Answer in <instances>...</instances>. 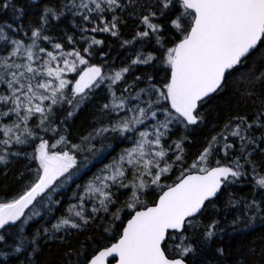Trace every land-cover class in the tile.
<instances>
[{
    "label": "snow or ice",
    "instance_id": "obj_1",
    "mask_svg": "<svg viewBox=\"0 0 264 264\" xmlns=\"http://www.w3.org/2000/svg\"><path fill=\"white\" fill-rule=\"evenodd\" d=\"M9 9L20 21L24 9L0 0V11ZM66 11L79 32V39L65 33L73 46L67 51L45 31L49 18L59 19ZM122 14L136 21L137 30L121 40V47H141L122 67L92 62L104 41L89 33L119 39L126 23ZM21 32L24 36L16 38ZM153 41L156 47L145 52V43ZM250 58L253 67L241 74L240 83L253 111L230 116L188 163L187 135L167 143L173 130L187 132L203 124L200 108L224 91L229 76ZM159 64L165 73L160 81L146 72L125 83L137 66L154 72ZM258 64H264V0H64L59 7L45 6L38 24H0V164L23 155L30 176L25 180L22 172L19 191L0 196V264H11L10 257L16 264H53L41 260L42 239L65 245L58 264H110L109 257L116 264H190L187 258L197 249L185 233L201 223L207 204L249 172L254 190H264V93L255 91L264 84V71H257ZM101 88L106 102L99 106L98 126L71 142L61 125ZM117 139L127 146L76 186L65 213L50 228L41 225L26 233L41 209L51 215L61 204L54 197L63 195L60 190L69 181L75 183L74 176L103 162ZM20 145H31L32 151H13ZM177 170L179 175L166 183ZM149 190L150 204L143 198ZM257 216L264 218V192L259 200L243 201L232 225L247 227ZM90 224L98 236L70 247L69 230L80 233ZM202 227L198 243L204 245L224 231L215 219ZM215 251L225 254L223 248ZM249 254L257 255L255 248ZM258 255L264 260V249Z\"/></svg>",
    "mask_w": 264,
    "mask_h": 264
},
{
    "label": "trees",
    "instance_id": "obj_2",
    "mask_svg": "<svg viewBox=\"0 0 264 264\" xmlns=\"http://www.w3.org/2000/svg\"><path fill=\"white\" fill-rule=\"evenodd\" d=\"M64 0H13V3L17 7L24 9V14L20 21L14 20L12 11L3 10L0 11V24L12 23L14 27L18 24L25 26L39 23V16L42 14L45 6L48 7H59ZM126 23L120 26V38L111 37L106 33H89V35H95L97 39H101L104 43L96 48L94 56L90 59L92 62L97 64H105L107 66L122 67L126 63H130L129 56L133 54L136 48H140V44H136L135 48L121 47V40L131 39L134 32L137 30V23L134 19L129 18L126 14H122ZM73 17L70 12H65L59 19L49 18V22L45 25L46 34L54 39L55 42H61L65 45V50H70L71 47L67 43L68 35H75L79 39V32L77 28H73ZM110 19V17H109ZM77 24L80 23L79 18L75 19ZM30 35V31L28 32ZM16 38H21L24 33H16ZM167 38V34H166ZM27 42V40H25ZM76 47H82V44L74 45ZM156 47L154 41L145 43L143 50L145 52L152 51ZM253 65L251 58L249 63L244 67H239L237 70L229 76L227 80V86L224 91L219 94H214L207 102L200 108L201 114L205 117L203 124L193 126L187 132L182 128H175L171 134L170 139L167 143H171L172 140L178 139L182 134L187 135L188 141L185 144V150L188 157V163H191L195 158L196 154L202 150L206 139L219 131L223 123L230 117L236 114L244 115L245 113H251L254 109V105L250 99H247L242 93L241 89L244 87L240 83L241 74L248 75ZM257 71H264V64H258L256 66ZM164 65L159 64L156 70L148 68L147 66H137L131 74L126 75L125 83L131 82L136 75H141L146 72H152L155 80L160 81L165 75ZM71 77V75H69ZM123 87V84L121 85ZM140 87H144L141 84ZM257 95L264 93V84H257L255 87ZM106 102V93L101 89H97L94 96L90 100L86 101L79 109L74 110V115L67 119V121L61 125V129H67L68 139L73 142H79V138L82 135L87 134L91 128L98 126L96 120L99 117V106ZM258 103V101H257ZM67 108V106H65ZM66 115L65 112H61L58 115L57 123L63 119ZM43 135V133H40ZM258 134V133H257ZM50 135V134H49ZM47 138V136H45ZM112 138H110L111 140ZM108 141H106L107 143ZM113 149H109V153L102 163L94 162L90 166V170H86L78 176H74L72 181H69L65 188L60 191L63 195H57L54 198L61 200V204L54 207L53 213L49 215L45 210L41 209V216L35 217L26 226V233H32L37 227L41 225L51 227V224L55 222V218L65 213V209L70 203L69 197L73 195V190L76 189L78 184H84L98 168L102 167L103 164L109 162V160L116 156L117 153L125 146L126 143L121 141L112 140ZM38 143V141H37ZM13 151L31 152V145H20L15 146ZM222 155V154H221ZM259 160L260 157H255ZM82 161V157H81ZM29 162L21 155L20 157H9V162L4 165L0 164V196L8 195L11 196L13 193L19 191L21 182L18 177L22 172H25V180L29 179L30 176L25 170V165ZM35 167V165H31ZM179 171H174L169 174L170 179L166 180V183H171L177 176ZM264 190L253 188L252 175L249 174L245 177L240 178L236 183L230 184L223 188L221 192L213 198L212 203L207 204L204 212L198 220L201 222L195 228V230L189 229L185 235L192 238V242L196 247L197 251L194 255L189 256L187 259L190 264H234L235 261H243L244 264H264V260L258 255L261 249H264V218L257 216L256 219L247 227L244 223H240L233 227L232 221L239 215L243 210V201H251L253 198L259 200L261 193ZM149 204L154 199L153 193L149 190L148 194L143 197ZM125 199V196H120V202ZM230 201H236L237 203H231ZM75 202V201H71ZM214 205V206H213ZM119 206V203L118 205ZM86 207L90 210L91 204L89 203ZM115 209H113L114 211ZM122 216H126V210L121 213ZM217 220L220 226L224 229L223 232L217 231V235L212 241L206 245L198 243L202 237L203 227L207 225L211 220ZM126 221V219H125ZM107 223V221H105ZM99 223V222H98ZM119 224V221L117 222ZM73 232V235L67 237L70 241L69 246L76 248L79 246V241L85 240L87 236L97 237L99 232L96 230L95 224L87 226V230H82L77 233L75 230H69ZM102 231V230H101ZM65 235L66 233H57V236ZM41 244L45 245L41 260H51L53 264H58L60 254L65 250V245L59 239L55 240H41ZM217 248L224 249V256L220 257L216 253ZM255 248L257 255H250L249 250ZM11 264H16V258L10 257Z\"/></svg>",
    "mask_w": 264,
    "mask_h": 264
},
{
    "label": "water",
    "instance_id": "obj_3",
    "mask_svg": "<svg viewBox=\"0 0 264 264\" xmlns=\"http://www.w3.org/2000/svg\"><path fill=\"white\" fill-rule=\"evenodd\" d=\"M126 223V221H125ZM110 264H116V260L113 259L112 257H109Z\"/></svg>",
    "mask_w": 264,
    "mask_h": 264
},
{
    "label": "rangeland",
    "instance_id": "obj_4",
    "mask_svg": "<svg viewBox=\"0 0 264 264\" xmlns=\"http://www.w3.org/2000/svg\"><path fill=\"white\" fill-rule=\"evenodd\" d=\"M48 47L50 48V45H49ZM69 75H71V76H72V75H74V74H69ZM69 77H70V76H69Z\"/></svg>",
    "mask_w": 264,
    "mask_h": 264
}]
</instances>
